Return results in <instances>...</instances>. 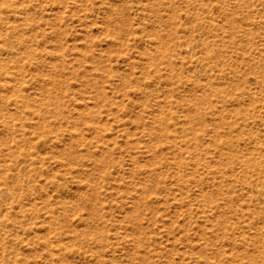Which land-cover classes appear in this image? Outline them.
<instances>
[{
    "label": "rangeland",
    "instance_id": "1",
    "mask_svg": "<svg viewBox=\"0 0 264 264\" xmlns=\"http://www.w3.org/2000/svg\"><path fill=\"white\" fill-rule=\"evenodd\" d=\"M0 264H264V0H0Z\"/></svg>",
    "mask_w": 264,
    "mask_h": 264
},
{
    "label": "bare ground",
    "instance_id": "2",
    "mask_svg": "<svg viewBox=\"0 0 264 264\" xmlns=\"http://www.w3.org/2000/svg\"><path fill=\"white\" fill-rule=\"evenodd\" d=\"M1 192L4 194L5 193L4 189H2Z\"/></svg>",
    "mask_w": 264,
    "mask_h": 264
}]
</instances>
